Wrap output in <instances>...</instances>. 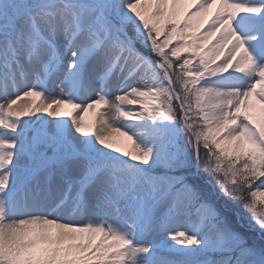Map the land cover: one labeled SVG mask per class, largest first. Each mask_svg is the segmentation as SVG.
<instances>
[{
	"label": "snow or ice",
	"instance_id": "6c2138e0",
	"mask_svg": "<svg viewBox=\"0 0 264 264\" xmlns=\"http://www.w3.org/2000/svg\"><path fill=\"white\" fill-rule=\"evenodd\" d=\"M0 264H264V0H0Z\"/></svg>",
	"mask_w": 264,
	"mask_h": 264
},
{
	"label": "rangeland",
	"instance_id": "374dc122",
	"mask_svg": "<svg viewBox=\"0 0 264 264\" xmlns=\"http://www.w3.org/2000/svg\"><path fill=\"white\" fill-rule=\"evenodd\" d=\"M132 107H135V106H132ZM91 117H92V114L89 113V116L87 117V119H91ZM118 139L123 140L124 138H118ZM255 186H256V185H254L253 187L255 188Z\"/></svg>",
	"mask_w": 264,
	"mask_h": 264
},
{
	"label": "trees",
	"instance_id": "16d2710c",
	"mask_svg": "<svg viewBox=\"0 0 264 264\" xmlns=\"http://www.w3.org/2000/svg\"><path fill=\"white\" fill-rule=\"evenodd\" d=\"M256 183H259V181H257Z\"/></svg>",
	"mask_w": 264,
	"mask_h": 264
}]
</instances>
